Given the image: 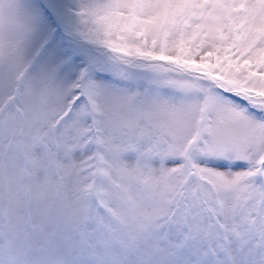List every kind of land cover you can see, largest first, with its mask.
<instances>
[{
	"label": "snow or ice",
	"instance_id": "6c2138e0",
	"mask_svg": "<svg viewBox=\"0 0 264 264\" xmlns=\"http://www.w3.org/2000/svg\"><path fill=\"white\" fill-rule=\"evenodd\" d=\"M0 264H264V0H0Z\"/></svg>",
	"mask_w": 264,
	"mask_h": 264
}]
</instances>
